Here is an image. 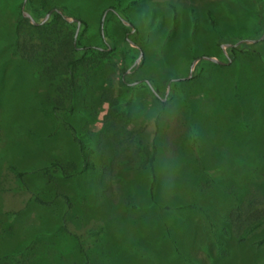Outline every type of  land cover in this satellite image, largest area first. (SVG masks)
Instances as JSON below:
<instances>
[{
	"label": "rangeland",
	"instance_id": "374dc122",
	"mask_svg": "<svg viewBox=\"0 0 264 264\" xmlns=\"http://www.w3.org/2000/svg\"><path fill=\"white\" fill-rule=\"evenodd\" d=\"M42 2L0 0V264L263 261L264 222L244 231L264 218V0ZM22 9L47 23H18ZM76 19L79 45L109 47L74 70L68 92L59 60ZM238 40L232 55L221 47ZM108 86L155 144L151 189L148 169L98 150ZM65 123L94 149V167L70 177L50 165L81 167ZM9 166L24 172L21 186ZM237 207L249 214L239 229Z\"/></svg>",
	"mask_w": 264,
	"mask_h": 264
},
{
	"label": "trees",
	"instance_id": "16d2710c",
	"mask_svg": "<svg viewBox=\"0 0 264 264\" xmlns=\"http://www.w3.org/2000/svg\"><path fill=\"white\" fill-rule=\"evenodd\" d=\"M41 0V4H42ZM130 4L134 3V0H130ZM28 12L32 16L34 21H38V17L36 14L32 12V10L28 9ZM209 20L211 25H213V18L211 17L210 13L207 11ZM54 17H58L57 13L53 14ZM24 20L28 26L32 28H42L45 26V23L40 24L38 22H35V24H32L27 20V18L20 16V19L18 20V23ZM81 24H84L82 20ZM17 30V26H16ZM100 31V27H99ZM102 33H103V25H102ZM80 34V30L78 32V35ZM101 35V31H100ZM15 38V44L12 48V53H15L18 48H20V41L19 35L16 33L14 36ZM103 40V39H102ZM243 45V43L241 44ZM67 48L65 46V49L67 53L69 54L61 53L62 59H60V66L62 67V70L65 74L69 77V82L67 87V91L70 92V88L74 85V82L72 80L73 72L76 68L79 67H86V66H92L97 64L100 60H102L105 55L107 54V49L109 47L108 44L105 45V48H92L88 45H79L76 38L73 43V38L71 37L70 42L67 44ZM240 46V44H239ZM239 46H230L227 48V51L232 55L234 50L237 49ZM68 49V50H67ZM88 53V54H87ZM51 69H47V71H50ZM119 87L123 86V80L120 77L118 80ZM150 84L148 83V86ZM119 87L118 88H112L110 86L103 88L100 91L99 99L102 103H107L108 110L103 115V118L101 120L102 128L99 131L98 134V150L101 152V154L107 158H109V162L111 164H118V163H126L128 167L133 169H148L149 171V178H150V186L149 189H151L153 181H154V167L153 162L155 158V152L156 147L154 142L150 143H143L138 137L139 135L144 131L143 125L134 126L132 121V113L126 109V105L129 103L130 98H128L127 103H123L122 101H119L117 97H119ZM132 89V86L129 87V90ZM67 127L71 130L72 133V139L78 146V153L81 159V167L79 169L76 168L75 164L72 162H66V163H59L57 161L50 162V165L52 167H55L58 169V171L63 175L64 177H70L75 175L76 173L83 172L88 169H92L94 167L93 162L90 159L91 153L94 151V149L89 144V139H84L78 131L73 128L69 123H65ZM107 138L108 146L104 147L102 146L103 140ZM105 153V154H104ZM9 170L13 173L15 182L21 186L23 184L22 182V176L24 172L19 171L14 166H9ZM248 209L246 211L242 210L241 207H237L235 209V212L238 214V220L236 223L237 229L241 227V222L243 220L249 219ZM255 221L251 223L247 229L244 231V233H247L251 230H253L255 227L260 225L262 222H264V218L257 219L254 218ZM211 229H216V225L214 223H209ZM220 231L223 234H226L227 231L224 228H221ZM256 245H262L264 244V237H261L256 240ZM215 244L217 247V250L220 253L225 252V248L223 246V242L219 238H215ZM10 255V254H8ZM257 264H264V260L261 262H258Z\"/></svg>",
	"mask_w": 264,
	"mask_h": 264
},
{
	"label": "water",
	"instance_id": "95a60500",
	"mask_svg": "<svg viewBox=\"0 0 264 264\" xmlns=\"http://www.w3.org/2000/svg\"><path fill=\"white\" fill-rule=\"evenodd\" d=\"M55 10H56V9H55ZM56 11H57V10H56ZM21 12H22L23 15H25V16L29 19V21H30L32 24H35V22L33 21L32 17L30 16V14H29L26 10L22 9ZM47 15H48V13L45 14V16H44L43 19H45V18L47 17ZM102 19H103V16L101 17V21H102ZM72 20H73V19H72ZM42 21H43V20H42ZM75 21H76V27H75L74 34H73V43H74V41H75L76 34H77V32H78V27H79V25H80V23H81V21H80L79 19H76ZM100 29H101V31H102V26H101V24H100ZM263 35H264V29H263V32H262L261 36L259 37V39H261V38L263 37ZM241 41H242V40H238V41H236V42H234V43H232V44H230V43L222 44L221 47L236 46V45H237L238 43H240ZM252 41H255V40H252ZM130 43H131V41H130ZM140 55H141V53H139V57H140ZM139 57L136 58V59L134 60V62H133L132 65H134V64L138 61ZM202 57H203V58H206V59H211V60H213L214 62H217V63H222L221 61L217 60V59L214 58V57L204 56V55H203ZM196 60H197V59H194L192 62L194 63ZM188 75H190V72L188 73ZM146 82H147V84H148V81H147V80H146ZM167 86H168V85H167Z\"/></svg>",
	"mask_w": 264,
	"mask_h": 264
},
{
	"label": "flooded vegetation",
	"instance_id": "af4514ba",
	"mask_svg": "<svg viewBox=\"0 0 264 264\" xmlns=\"http://www.w3.org/2000/svg\"><path fill=\"white\" fill-rule=\"evenodd\" d=\"M102 21H103V19H102ZM102 21H101V18H100V24H101V26H102ZM100 31H101V29H100ZM101 37H102V38L104 37L102 31H101ZM145 81H146V80H145Z\"/></svg>",
	"mask_w": 264,
	"mask_h": 264
}]
</instances>
